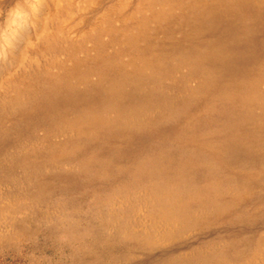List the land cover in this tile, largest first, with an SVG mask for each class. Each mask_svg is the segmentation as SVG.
Here are the masks:
<instances>
[{"label": "rangeland", "instance_id": "rangeland-1", "mask_svg": "<svg viewBox=\"0 0 264 264\" xmlns=\"http://www.w3.org/2000/svg\"><path fill=\"white\" fill-rule=\"evenodd\" d=\"M161 1L0 0V264H264V0Z\"/></svg>", "mask_w": 264, "mask_h": 264}, {"label": "bare ground", "instance_id": "bare-ground-1", "mask_svg": "<svg viewBox=\"0 0 264 264\" xmlns=\"http://www.w3.org/2000/svg\"><path fill=\"white\" fill-rule=\"evenodd\" d=\"M158 1V0H157ZM161 1V0H160ZM145 2V1H144ZM151 2V1H150ZM162 2V1H161ZM142 3V2H141ZM163 3V2H162ZM187 3V2H186ZM138 5V4H137ZM155 5V4H154ZM143 6V5H142ZM151 7H153V6H151ZM156 9H157V7H156ZM164 10V9H163ZM138 13V12H137ZM151 13H152V10H151ZM134 14V12L132 13V15ZM145 14V13H144ZM122 15V14H121ZM131 15V16H132ZM140 15V14H139ZM123 16V15H122ZM131 16H129V17H131ZM138 16V15H137ZM119 17H121V16H119ZM129 17H127V18H129ZM105 19V18H104ZM130 19V18H129ZM131 20V19H130ZM122 21V20H121ZM132 21H134V20H132ZM141 21V20H140ZM131 22V21H130ZM142 22V21H141ZM123 23V22H122ZM125 23V22H124ZM164 23V22H163ZM219 27V26H218ZM175 29V28H174ZM128 34V33H127ZM135 34V33H134ZM150 34H152V33H150ZM160 38V37H159ZM106 39V38H105ZM246 39V38H245ZM242 41V40H241ZM155 43H157V42H155ZM56 46V45H55ZM62 48V47H61ZM82 49V48H81ZM50 50V49H49ZM111 51V50H110ZM87 53V52H86ZM93 54V53H92ZM197 54V53H196ZM81 56V55H80ZM73 57V56H72ZM86 58V57H85ZM75 59V58H74ZM78 59V58H77ZM75 61V60H74ZM75 63V62H74ZM120 64V63H119ZM176 64V63H175ZM65 66V65H64ZM74 67V66H73ZM61 68H63V67H61ZM23 69V68H22ZM173 69V68H172ZM65 70V69H64ZM125 70V69H124ZM125 72V71H124ZM64 73V72H63ZM123 73V72H122ZM22 74V73H21ZM51 74V73H50ZM191 74V73H190ZM202 75V74H201ZM47 76V75H46ZM54 75H52V77H53ZM175 76V75H174ZM181 76V75H180ZM179 76V77H180ZM60 77V76H59ZM55 78V77H54ZM174 78V77H173ZM176 78H177V76H176ZM181 78V77H180ZM49 79V78H48ZM39 80V79H38ZM54 80V79H53ZM125 80V79H124ZM168 80V79H167ZM114 81H115V79H114ZM177 81V80H176ZM73 82V81H72ZM36 83V82H35ZM38 83V82H37ZM54 83V82H53ZM147 83V82H146ZM156 83V82H155ZM174 83V82H173ZM26 84V83H25ZM39 84H40V82H39ZM154 84V83H153ZM171 84V83H170ZM186 84V83H185ZM188 84H189V82H188ZM36 85V84H35ZM42 85V84H41ZM45 85V84H44ZM47 85V84H46ZM144 85V84H143ZM163 85V84H162ZM37 86V85H36ZM36 86H30V87H32V89L34 88V87H36ZM180 86V85H179ZM46 86H44V88H45ZM181 87V86H180ZM185 87V86H184ZM231 87V86H230ZM24 88V87H23ZM27 88V87H26ZM56 88V87H55ZM47 89V88H46ZM175 89V88H174ZM196 89V88H195ZM34 90V89H33ZM39 90H41V89H39ZM43 90V89H42ZM141 90V89H140ZM147 90V89H146ZM150 90V89H149ZM157 90V89H156ZM38 91V90H37ZM148 92V91H147ZM153 92V91H152ZM159 92V91H158ZM21 93V92H20ZM23 93V92H22ZM144 93V92H143ZM149 93V92H148ZM147 93V94H148ZM164 93H165V91H164ZM180 93V92H179ZM188 93V92H187ZM35 94H37L36 93V89H35ZM39 94V93H38ZM145 94H146V92H145ZM150 94H153V93H150ZM40 95V94H39ZM142 95V94H141ZM177 95V94H176ZM183 95V94H182ZM187 95V94H186ZM37 96V95H36ZM146 96V95H145ZM170 96V95H169ZM147 97V96H146ZM180 97V96H179ZM182 97V96H181ZM60 98V97H59ZM31 99V98H30ZM58 99V98H57ZM56 99V100H57ZM62 99V98H61ZM147 99V98H146ZM149 99V98H148ZM156 99V98H155ZM183 99V98H182ZM191 99V98H190ZM199 99V98H198ZM197 99V100H198ZM156 101V100H155ZM176 101H177V99H176ZM68 102V101H67ZM184 102V101H183ZM186 102V101H185ZM3 103V102H2ZM154 103V102H153ZM158 103V102H157ZM187 103V102H186ZM185 103V104H186ZM28 104V103H27ZM31 104V103H30ZM68 104H69V102H68ZM67 104V105H68ZM144 104V103H143ZM169 104V103H168ZM260 104V103H259ZM262 104V103H261ZM152 105V104H151ZM176 105V104H175ZM205 105V104H204ZM147 106H149V105H147ZM162 106V105H161ZM186 106V105H185ZM19 107V106H18ZM28 106H26V108H27ZM157 107V106H156ZM175 107V106H174ZM25 108V107H24ZM141 108V107H140ZM161 108V107H160ZM164 108V107H163ZM173 108V107H172ZM143 109V108H142ZM145 109V108H144ZM149 109H150V107H149ZM171 109V108H170ZM32 110V109H31ZM151 110V109H150ZM175 110V109H174ZM179 110V109H178ZM24 111V110H23ZM117 111V110H116ZM164 111V110H163ZM141 112V111H140ZM148 112V111H147ZM9 113V112H8ZM105 113V112H104ZM116 113V112H115ZM144 113V112H143ZM160 113H162V111L160 112ZM159 113V114H160ZM103 114V113H102ZM117 114V113H116ZM134 114V113H133ZM138 114V113H137ZM146 113H144V115H145ZM157 114V113H156ZM173 114V113H172ZM128 115V114H127ZM132 115V114H131ZM142 115V114H141ZM155 115V114H154ZM169 115V114H168ZM174 115V114H173ZM236 115V114H235ZM11 116V115H10ZM114 116V115H113ZM126 116V115H125ZM156 116V115H155ZM7 117V116H6ZM138 117V116H137ZM149 117H150V115H149ZM160 117V116H159ZM168 117V116H167ZM164 118V117H163ZM10 119H12V118H10ZM98 119V118H97ZM114 119V118H113ZM125 119V118H124ZM123 119V120H124ZM127 119H129V118H127ZM141 119V118H140ZM154 119V118H153ZM166 119V118H165ZM102 120H103V118H102ZM138 120H139V118H138ZM147 120V119H146ZM161 120V119H160ZM167 120V119H166ZM100 121V120H99ZM132 121V120H131ZM136 121V120H135ZM141 121V120H140ZM139 121V122H140ZM164 121V120H163ZM107 123L109 122V121H106ZM114 121H112V123H113ZM121 122V121H120ZM128 122V121H127ZM97 123V122H96ZM104 123V122H103ZM100 124V123H99ZM126 124V123H125ZM135 124V123H134ZM145 124V123H144ZM153 124V123H152ZM123 125V124H122ZM136 125V124H135ZM140 125V124H139ZM144 126V125H143ZM142 126V127H143ZM123 127V126H122ZM127 128V127H126ZM97 129V128H96ZM102 129V128H101ZM100 129V130H101ZM123 129H125L124 127L122 128V130ZM129 129V128H128ZM78 130V129H77ZM65 131V130H64ZM93 131V130H92ZM125 131V130H124ZM94 132V131H93ZM56 133V132H55ZM65 133V132H64ZM124 133V132H123ZM126 133V132H125ZM54 134V133H53ZM109 134V133H108ZM80 135H81V133H80ZM79 136V135H78ZM107 138V137H106ZM85 139V138H84ZM122 139V138H121ZM79 148V147H78ZM144 148V147H143ZM52 150V149H51ZM147 159V158H146ZM145 159V160H146ZM55 161V160H54ZM142 161V160H141ZM151 162V161H150ZM60 163V162H59ZM206 167V166H205ZM72 169V168H71ZM126 169V168H125ZM212 170V169H211ZM142 173V172H141ZM39 175V174H38ZM11 178V177H10ZM3 179V178H2ZM34 179V178H33ZM9 182V181H8ZM8 184V183H7ZM244 184V183H243ZM233 185V184H232ZM249 185V184H248ZM227 186H229V185H227ZM244 186V185H243ZM8 187V186H7ZM232 187V186H231ZM246 187V186H245ZM193 188V187H192ZM234 189V188H233ZM239 189V188H238ZM253 189V188H252ZM196 190H197V188H196ZM217 190V189H216ZM229 190V189H228ZM177 191V190H176ZM195 191V190H194ZM236 191V190H235ZM247 191V190H246ZM245 191V192H246ZM254 191V190H253ZM257 191H259V190H257ZM256 191V192H257ZM171 192H172V190H171ZM201 193V192H200ZM227 193V192H226ZM244 193V192H243ZM25 194V193H24ZM157 194V193H156ZM162 194V193H161ZM224 194V193H223ZM256 194V193H255ZM23 195V194H22ZM176 195H177V193H176ZM228 195V194H227ZM240 195H241V193H240ZM245 195V194H244ZM252 195H253V193H252ZM144 196V195H143ZM247 196H248V194H247ZM4 197V196H3ZM147 197V196H146ZM156 197V196H155ZM172 197V196H171ZM170 197V198H171ZM249 197V196H248ZM167 198V197H166ZM176 198V197H175ZM165 200V199H164ZM164 200H162V201H164ZM159 201V200H158ZM161 201V200H160ZM159 201V202H160ZM236 206V205H235ZM264 206V205H263ZM262 206V207H263ZM237 207V206H236ZM173 208V207H172ZM264 208V207H263ZM229 209V208H228ZM219 211V210H218ZM221 211H223V210H221ZM228 211V210H227ZM169 212V211H168ZM176 213V212H175ZM175 213H173V214H175ZM205 213V212H204ZM219 213V212H218ZM215 214V213H214ZM222 215H226V214H222ZM199 217V216H198ZM219 217V216H218ZM176 218V217H175ZM221 218V217H220ZM204 219V218H203ZM165 221V220H164ZM141 222V221H140ZM176 222V221H175ZM168 223V222H167ZM166 223V224H167ZM161 224V223H160ZM118 225V224H117ZM165 226V225H164ZM147 229V228H146ZM124 230V229H123ZM111 231V230H110ZM247 232V231H246ZM248 237H250V236H248ZM123 239V238H122ZM259 242H260V239H259ZM264 242V241H263ZM228 244V243H227ZM229 245V244H228ZM225 248V247H224ZM227 248H228V246H227ZM208 250H210V249H208ZM221 251V250H220ZM202 252V251H201ZM210 253V252H209ZM185 255V254H184ZM188 255V254H187ZM83 256V255H82ZM131 256V255H130ZM193 256V255H192ZM117 257H119L118 255H117ZM183 257V256H182ZM185 257V256H184ZM203 258V257H202ZM205 258V257H204ZM191 259V258H190ZM112 261V260H111ZM256 261H258V260H256ZM119 262V261H118ZM121 262V261H120ZM123 262V261H122ZM225 262V261H224ZM101 263V262H100ZM116 263V262H115ZM96 264V263H95ZM99 264V263H98ZM119 264V263H118ZM171 264V263H170ZM230 264V263H229ZM241 264V263H240ZM247 264V263H246ZM254 264V263H253Z\"/></svg>", "mask_w": 264, "mask_h": 264}]
</instances>
